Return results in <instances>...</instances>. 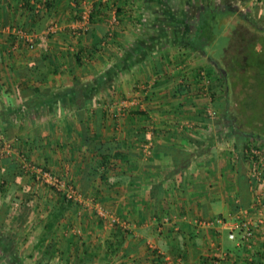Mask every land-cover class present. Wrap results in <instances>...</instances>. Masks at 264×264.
Masks as SVG:
<instances>
[{"label": "crops", "instance_id": "obj_1", "mask_svg": "<svg viewBox=\"0 0 264 264\" xmlns=\"http://www.w3.org/2000/svg\"><path fill=\"white\" fill-rule=\"evenodd\" d=\"M225 2L236 12H218L224 20L209 26L217 34L207 54L185 49L170 33L159 37L166 12L175 13L185 16L183 33L204 46L205 14L212 3L216 10ZM85 8L94 17L83 25ZM247 11L250 21L240 17ZM53 22L58 28L49 34L50 50L29 48L23 33L43 35ZM255 31L264 33V0H0V153L6 144L14 148L4 157L8 163L0 159V174L11 164L22 171L26 162L53 170L87 195L96 192L94 203L75 204L47 229L58 195L27 175L10 182L13 194L0 192V264H12L13 254L24 264H76L77 254L92 258L88 264H161L144 237L180 264H201L206 257H216L215 264H251L262 256V235L253 247L240 246L228 239V228L198 224L232 220L252 203L251 168L230 132L246 124L235 98L243 86L234 80L248 71L241 36L251 42ZM223 34L229 36L225 51L236 47L235 64L231 53L217 56ZM44 56L47 76L37 81L24 73ZM207 61L218 73L211 85L224 88L213 102L226 104L217 110L228 118L207 116L198 79ZM108 141L121 151L109 173L124 181L114 184L101 178L105 165L94 168L102 160L99 146ZM172 148L189 150L193 162L183 176L164 180L175 166ZM92 169L97 173L89 175ZM243 175L249 177L248 199ZM98 205L131 231L117 237L121 245H112L115 227L98 214ZM50 245L51 258L43 259Z\"/></svg>", "mask_w": 264, "mask_h": 264}, {"label": "trees", "instance_id": "obj_2", "mask_svg": "<svg viewBox=\"0 0 264 264\" xmlns=\"http://www.w3.org/2000/svg\"><path fill=\"white\" fill-rule=\"evenodd\" d=\"M242 1H248V0H242ZM223 6H224V8H221V9L219 8V9L213 10L216 7V3H212L210 5V9H208L209 14L208 13L205 14V16H206L205 18L208 21L207 22L208 24L206 23L207 29L204 30L203 35L200 36L201 37L200 40L201 41L203 40L204 46H202V45L198 46V44H195V40H194L195 38H193V37L190 38L189 35L186 36L183 33L182 26L185 23V16L184 15H176L175 13L174 14H171V13L168 14L166 12V15L163 17L164 20H162V23H163L162 29L158 33V35H159V37L162 35L167 36L168 33H170L172 36H174L173 38L178 39L179 43H181L185 49L190 48L193 51L198 50V51H201L202 53L207 54L206 46L210 43V41L215 40V36L217 34V31H214L211 29L212 24L216 23V25L219 26V24H217V23H219L218 21L224 20V17H222L220 14H218V12L222 11V12H224V15L236 12V9L233 8L231 2H225V3H223ZM93 17L94 16L91 13V19H93ZM240 17H242V19L245 18V19H248L250 21L248 14H245V15L241 14ZM252 23H256V21H253ZM257 24H258V22H257ZM210 25H211V27H209ZM221 27H219V28L222 29ZM220 29H218V30H220ZM79 33L81 34L82 31H80ZM253 33L256 35L253 36V38H252V40H253L251 43L252 45L256 42H263L264 41V40H260L261 38L264 39V34H262V32L255 31ZM179 35H182V37H180ZM244 35L246 36L247 34H244ZM199 47H200V49H199ZM49 50L50 49L44 50V51L47 52ZM76 57H77L76 59L78 60V64L79 65L83 64V59L79 53L76 55ZM45 60H46L45 56L42 59H38V60L36 59V61L32 64L31 67L23 69L24 73L27 72L29 75H32L33 77L37 78V81L40 78H44L45 76H47V72H48V65L44 62ZM246 66H247V61H246ZM208 74L210 76H212L211 70L208 71ZM219 79L222 81V78H219ZM249 79H253V78L249 77ZM209 91H210L211 96L213 97V100H214V98L216 100L218 93L223 92L224 88H222V86L218 87L214 83V85L210 86ZM224 105H226V104L224 102H222V100L213 102V106L218 110L223 109ZM33 106H34V104H33ZM28 110H30L29 106H28ZM28 110H27V113H28ZM222 118H228V116L224 115V116H222ZM246 128H247L246 124L244 125L243 123H241V126L238 129H233V131L230 132V135H233V137L237 139V141H235V147L237 150H239L241 152V161L245 160L247 157L246 152H245V148L249 147L247 145V142L250 141V139H252V137H254L253 136L254 134L251 132H248ZM138 136L140 139H146L147 138V135L145 133L144 134L138 133ZM104 147H105V151L103 150ZM99 148H101L103 151L102 160L95 162L94 168L96 166H99V165H105V167H107V169L105 170L106 172H104L102 174L101 178H105L109 184H114V183L124 181L122 179H118L116 181H113L112 176H110V173H109L111 171L110 163H111L112 157L113 156L119 157L120 153H121L120 150L115 151V149L117 148V145H114L111 141H108V142H106L105 145H104V143L101 144L99 146ZM169 151H171V153L173 154L175 166H174L173 170H171V172H169V174H167L165 176L164 180L174 178L176 176H183L185 171H187V169L190 167L191 163L193 162V153L190 152L189 150H181L179 148H172ZM7 155L8 154H4L0 157L3 164L8 163V161H9L8 158L4 159V157H6ZM31 165L36 166V167H42V166L35 165V164H31ZM42 168L50 170L49 168H45V167H42ZM51 171H53V170H51ZM91 172L92 173L91 174L89 173V175H93L94 173H97V171L95 169H92ZM24 175H27L33 182H36V183L40 184L41 186H45L46 188H48L52 192L56 193L59 197L60 204H59L58 208L52 212V216L50 218V221L45 226L47 229H52V226L55 224V222L65 216V212L67 209L73 207L75 204H77V205L79 204L78 202H75L73 200H68L67 196L62 191H56L53 187H50V186L43 184L40 181H38L36 179L35 175L34 174L32 175L24 167L22 168V171H17V166L15 164L9 165L4 170V172H2L0 174V192L2 194H4L5 197L12 195L13 194L12 190H10V188H6V187L10 184V182L16 183V181H18V179ZM105 175L107 178L105 177ZM113 177H115V175ZM63 178H65V177H63ZM88 179L90 180L91 178L89 177ZM135 180H136V178H135ZM135 180L133 178H131V181H135ZM240 181L241 182L243 181V183L245 182V185H243V187L246 188L244 190H245V195L247 196V199H248V197H249V190H248L249 189V184H248L249 177L247 175L240 176ZM68 182L73 184L70 180H68ZM162 183L163 182L159 183L160 193H159L158 199L162 198ZM11 189H12V187H11ZM80 191L85 195L86 198H89V199L93 198L96 200V198H95L96 192H89V195H87L88 194L87 190H80ZM15 199H17V198H14V200ZM78 206H80V205H78ZM5 208H7V207H5ZM113 226L115 227V230H116L115 231L116 238H115V240L112 241V245L115 247L116 245H121L120 244L121 242L119 240H117V237L119 235H122V234H124V235L129 234L131 231L129 230V228H126L124 225H121L119 223H115V224H113ZM2 227H4V225H2ZM228 239L231 240L229 238V236H228ZM142 242H144L148 248L152 249L153 253L158 255V259L161 262V264H165L164 259L166 258V255L162 254L159 247H152L150 245L147 237H144ZM51 249H52V245H50L48 251L45 252L43 259L51 258V255H50ZM129 253L130 252L127 251L126 254H129ZM3 257H5V255H2L1 259ZM179 257L182 258V256H179ZM263 257H264V254H262V256H260V257L258 255H256V258L253 261H250V263L251 264H264V262L262 260ZM10 258H11L10 261L12 264H24V262L21 261L20 257L17 254L11 255ZM91 261H92V258L87 257L85 255L82 256V255L77 254L73 258V262H75L76 264H88ZM215 263H216V257H206V258L201 260V264H215ZM221 264H223V263H221Z\"/></svg>", "mask_w": 264, "mask_h": 264}, {"label": "built area", "instance_id": "obj_3", "mask_svg": "<svg viewBox=\"0 0 264 264\" xmlns=\"http://www.w3.org/2000/svg\"><path fill=\"white\" fill-rule=\"evenodd\" d=\"M91 13V8H85L83 10L81 16L83 25L87 24L90 21ZM57 28L58 25L53 22L43 35L41 34L37 36L36 34L26 32L23 33L22 37L26 40L29 48L35 49L38 46L43 50H48L50 46L49 34L53 31H56ZM83 28L84 27H82V29ZM115 31L116 28L113 24L109 30V37H114ZM198 79L202 84L203 95L207 99V116L210 119H215L217 118L219 111L212 105L213 97L209 93V89L212 84L211 76L204 69H199ZM145 92H148L147 88ZM135 100L136 97L131 99V102L124 101V103L133 104ZM13 149L14 148L10 144H6L3 148V151L0 153V157L4 154H8ZM245 152L247 156L245 161L250 165V174L252 176L251 184L253 196L251 205L241 208L232 220H226L224 218L200 219L198 220V224L201 227L220 226L228 228V236L231 240H236L237 244L240 246L242 244H247L250 247H253L259 235H262V237H264V149H262L260 146H249L245 148ZM23 167L32 175L34 174L36 179L41 183L53 187L56 191H62L63 193H65L68 200H73L75 202H78L79 204L84 205L88 201L94 203L93 199L86 198L78 188H76L73 184L68 182L66 178H63L59 174L42 167L33 166L26 162ZM96 209L98 214L103 219L110 221V223H121L119 218L105 206L98 205ZM254 259L255 258L253 257L250 259V261H253ZM165 264H180V261L174 262V260L167 255Z\"/></svg>", "mask_w": 264, "mask_h": 264}, {"label": "rangeland", "instance_id": "obj_4", "mask_svg": "<svg viewBox=\"0 0 264 264\" xmlns=\"http://www.w3.org/2000/svg\"><path fill=\"white\" fill-rule=\"evenodd\" d=\"M232 5L234 4L232 3ZM247 12L248 13L246 14H248L250 18L249 11ZM241 37L244 40V41H241L243 43L242 44L243 48L244 46H246V50L243 49V51H245V57H246L245 60L247 59L246 67L248 71L239 73L238 78L234 80L236 83H239L240 85L243 86L241 95H236L235 98L239 99V103L237 105H240V106H238V110L241 109L240 111H242L247 117L246 119L247 131L254 134L253 135L254 137H252V139H250V141L247 142V145L250 147L260 146L262 149H264V41L256 42L252 45L251 43L253 40L249 42L250 37H247V35L245 36L244 34ZM228 39H229L228 35H224V34L221 35L220 40H218V42L216 43L215 51L218 57H221L222 55L226 53L227 54L231 53V56H233L231 58V61L232 63L235 64L237 56L233 50L236 47L228 48L230 50L227 49L225 51V46L227 45V42L229 41ZM260 40H264V39L261 38ZM202 69H204L207 73L208 71L211 70L213 77L215 75L216 77L218 76V73L216 74L212 70V64L209 61L205 63ZM249 77L253 79H249ZM143 86L144 85H142V88ZM141 90L143 91V89ZM220 117L222 119V115L219 113L217 118H220ZM233 241L237 242L236 240H233Z\"/></svg>", "mask_w": 264, "mask_h": 264}]
</instances>
